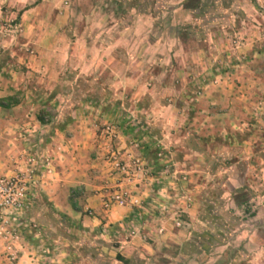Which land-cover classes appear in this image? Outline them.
Returning <instances> with one entry per match:
<instances>
[{"label":"rangeland","instance_id":"rangeland-1","mask_svg":"<svg viewBox=\"0 0 264 264\" xmlns=\"http://www.w3.org/2000/svg\"><path fill=\"white\" fill-rule=\"evenodd\" d=\"M124 1L126 5L118 4L114 0H0V99L11 94L9 96H13L17 101L8 108L0 106V161L3 162L4 168L0 170V177L15 174L24 176L27 173L30 175L26 207L21 209L7 207L1 211L0 264H19L24 254L23 250L27 253L29 264H124L115 259L116 253L120 254L123 250L119 247L120 236L124 240H129L135 235H141L144 242L153 241L148 250L130 255L128 264H225L224 259L229 257V252L236 254V250L242 247L241 241L245 239V234H241L236 229L237 216L225 215L231 219L227 228L220 222H217L218 225L212 224L215 228L212 230L214 233L212 236L211 229L202 226L206 223L211 225L212 220L208 218L211 217V213L208 209H204L206 222L194 225L190 239L185 241L186 243L169 245L160 239L153 240L152 236L149 238L150 232H141V226L150 224L147 221L149 217L163 223L156 228L157 234L160 235L164 232L166 227L164 224L169 219L177 228L186 227L182 207L189 206L193 202L195 196L193 193L197 187L186 172L170 167L169 162L161 164L163 174L172 175L168 179H164L163 174L154 172L152 162H148L142 154L135 152L142 147V142L137 139H127L126 147L132 148L129 150L132 154L144 159L151 174L131 182L118 180V184L130 192L131 198L137 199L121 206L127 207L134 213L127 219L126 225L119 228L102 227L101 224L84 225L82 217L88 219L95 213L90 207L84 208L83 203L76 205L77 210L81 211L80 214L57 210L49 204L45 213L30 212L34 202V188L38 183L37 178L43 174H52L54 170L51 149L49 150L46 145L52 140L55 128L73 126L71 116L73 110L77 108L86 110L87 112L83 113L90 116L91 111L94 110L85 109L84 105L87 102L91 106L103 105L104 100L113 103L118 101L123 106L126 103L138 105L132 93L127 94L126 97L124 93L119 98L115 94L117 90L112 85L115 71L103 69L80 71L79 67L70 66L64 68L60 75H56L57 71H55L57 63L62 58L55 53L56 44L63 49L70 48L73 42L71 38L76 36L75 32L83 36L82 41L75 44L78 48L86 44L87 39L96 37V44L108 40L100 34L105 23L114 24L115 28H112V32L115 33L122 24L118 16H122L123 21H127L126 12L130 10V4L143 0ZM173 1L174 7L185 3L193 8L191 12L188 11L189 18L179 21V26H174L171 30L178 31L179 34L184 32L189 37L188 43L193 44L194 39L200 37L202 32H208L209 24L214 22L223 29L226 46L223 50L218 48V53L210 55L212 60L209 66L212 72L203 76L197 71L191 73L190 80L193 85L190 86L191 91L188 93L196 98L201 97L207 85L218 87L220 82L222 84L224 81L235 79V69L240 70L246 63L260 67L254 72L251 68V73L257 76V79L264 80V0ZM169 10V8L165 9L162 15L157 10L160 15L158 14L159 17L154 21L152 28L157 29L160 48L163 47V43L169 45L166 43L170 30L167 13ZM196 42L200 43L198 40ZM79 56L77 57L84 59L85 55ZM95 56V60L99 61L101 55ZM29 61L34 68L27 69L25 62ZM63 61L68 62V58H64ZM241 71H245L244 68ZM172 79L171 88L183 87L180 78ZM149 80L152 83L146 84V87L154 86L156 90V85H153L155 82L151 78H148L146 83ZM251 95L253 97L251 110L255 113L252 121L259 125L258 131L263 135L264 132L260 129L263 125L260 124V120H264V87L253 88ZM172 96L175 100L170 101L171 104L180 110L185 102L180 101V96ZM166 102L170 103L169 100ZM140 103L142 105H138L139 107L154 109L159 102L152 95L145 94L139 99ZM37 116H41L45 122L41 123ZM105 122L114 124L120 135L118 124L103 117H93L90 126L97 134H101L100 129ZM39 125L42 127L41 131L38 130ZM11 130L16 137L13 151H9ZM132 140L138 141V147L131 146ZM261 142L264 148V136ZM157 151L162 152L160 157L156 156L157 159H166L169 146L164 148L160 144L157 146ZM220 162L226 167V170L222 169L223 174L231 172L229 169L232 168H235L237 173H244V164L240 163L236 166V163H230L229 159L227 163L225 159ZM230 164L232 168L229 167ZM111 173L119 176L112 171ZM148 178L153 179L149 186H153L152 183L157 185V191L138 195L132 187L137 188L139 184L148 181L146 180ZM170 180L172 183L169 182ZM214 189L216 188H212ZM79 194L78 192L75 195L80 201L82 195ZM104 195L101 196V205ZM113 206L119 205L113 204L111 207ZM72 209L76 211L75 208ZM153 225L149 226L153 228ZM33 234L36 237L31 239ZM238 235L239 238H236ZM20 264H28V262L23 260ZM228 264H236V262L229 259Z\"/></svg>","mask_w":264,"mask_h":264},{"label":"crops","instance_id":"crops-1","mask_svg":"<svg viewBox=\"0 0 264 264\" xmlns=\"http://www.w3.org/2000/svg\"><path fill=\"white\" fill-rule=\"evenodd\" d=\"M115 1L126 5L124 0ZM142 2L135 1L130 4V10L126 12L127 21L118 16L122 24L115 33L112 32L115 25L105 23L100 34L108 40L100 44L95 43V37L87 39L83 46L75 47V44L83 39V36L76 34L77 32L74 33L76 36L71 38L73 42L70 48L63 49L56 44L55 53L63 60L68 58V62L65 63L60 57L55 71L56 75H60L67 66L79 67L80 71L94 69L115 71L112 85L117 90L115 94L118 98L124 93L125 97L132 93L134 101H138V105L141 106L139 99L145 94H150L159 102L155 106L157 108H143L131 103L123 106L118 101L113 103L104 100L103 105L91 106L88 102L84 105L85 109L94 110L91 111L93 116L83 113L87 112L86 110L79 108L73 110L71 113L73 126L55 128L52 140L46 145L51 149L54 170L52 174H43L37 178L30 212L45 213L49 204L57 210L80 214L81 211L77 210L76 205L83 203L84 208L90 207L95 213L88 219L82 217V223L86 226L101 224L102 227L119 228L127 224V219L134 214L127 207L113 206L104 210L101 205V196L111 188L113 190L119 180L104 161L106 143L103 137L90 126L93 117H103L118 124L121 150H132L126 147V141L137 139L142 142V147L135 152L142 154L148 162H152L154 172L163 174L161 164L169 162L170 167L186 172L189 179L196 183L193 202L182 207L186 227L177 228L169 219L164 224L166 226L164 232L160 235L157 234L156 228L163 223L149 217L147 219L149 225H153L152 223L155 225L151 228L144 224L141 226L142 233L147 231L150 232L149 238L153 237V240L160 239L169 245H179L190 239L195 224L201 225L202 222H206L204 209L210 210L211 217L208 218L212 221L211 225L206 223L207 225L202 226L211 229V232L215 229L212 224L218 225L220 222L226 228L228 224L230 225L231 219L225 217L226 214L237 216L236 229L245 234V239L241 241L242 247L236 250V254L229 252V257L224 259L225 264H228L229 259L236 264H264V148L261 142L264 134L261 135L262 132L258 131L259 125L253 123L255 113L251 110L253 101L251 90L264 87V80L257 79V76L251 73V68L254 72L260 67L246 63L241 67L245 71L235 69V79L224 81L222 84L220 82L218 87L207 85L201 97H193L188 93L191 91L190 86L193 85L190 80L191 73L197 71L203 76L212 72L209 66L212 60L210 55L218 53V48H222L221 50L226 48L223 29L213 22L209 24L208 32H202L200 37L194 39L193 44H189L187 41L189 37L184 32L179 34L178 31L171 29L174 26L178 27L179 21L189 18L188 11L191 12L193 7L185 3L174 7L173 0ZM167 8L170 9L167 12L170 30L166 39L169 45L163 43V47L160 48L157 29L152 28L154 21ZM157 10L161 13L159 14ZM78 54L85 55L84 59H80ZM95 55H101L99 61L95 60ZM25 66L27 69L34 68L30 61L25 62ZM148 78L155 82L153 85H156V90L154 86L146 87V84L152 83L151 80L146 83ZM172 78H180L183 87L171 88ZM154 93L156 95H153ZM170 94L180 96V101L185 102V105L182 103L184 106L180 110L171 104L170 101L175 99ZM165 97L169 98L167 99L169 104ZM260 122L263 125L260 129L264 132V120L261 119ZM38 128L41 131L40 125ZM11 134L9 151L15 149L16 137L12 130ZM160 144L164 148L169 146L166 159L156 158L155 153ZM222 159H225L226 163L229 159L230 163L234 162L236 166L244 164V173H237L231 164L229 165L232 168L229 169L231 172L221 173L226 170V167L221 165ZM0 170H4L1 161ZM165 175H162L164 179L172 176L168 173ZM146 180L148 181L139 184L137 188L132 187L138 195L157 191V185L152 183L153 186H149L153 179ZM169 182L172 183L171 180ZM74 192L82 195L81 202ZM211 235L214 236V233ZM35 237L33 234L31 239ZM119 242V247L123 249L120 254L128 258L141 250H148L153 241L144 242L141 235H135L129 240H124L120 236ZM23 253L19 264L23 260L29 264L25 250Z\"/></svg>","mask_w":264,"mask_h":264},{"label":"built area","instance_id":"built-area-1","mask_svg":"<svg viewBox=\"0 0 264 264\" xmlns=\"http://www.w3.org/2000/svg\"><path fill=\"white\" fill-rule=\"evenodd\" d=\"M100 132L106 143V152L103 156L104 161L108 164L112 172L119 175V180L131 182L151 174L148 164L142 157L132 154L129 150H121L119 148L120 136L114 124L108 122L103 123ZM130 144L132 147H138L137 140L130 141ZM161 154V151H157L156 156L160 157ZM29 180V173L24 176L15 174L0 177V219L2 209L7 207L16 209L26 207L25 202L28 196L27 184H29ZM132 198L130 192L122 187L121 184H118L116 188L104 195L102 206L104 210H108L113 204L123 206L128 202L137 201L136 198Z\"/></svg>","mask_w":264,"mask_h":264},{"label":"trees","instance_id":"trees-1","mask_svg":"<svg viewBox=\"0 0 264 264\" xmlns=\"http://www.w3.org/2000/svg\"><path fill=\"white\" fill-rule=\"evenodd\" d=\"M16 103L17 101L13 96H7V97H3L0 99V106L5 107V108H8ZM37 118L41 123L45 122L41 116H37ZM115 259L124 264H128L130 262V259L124 257L123 255L119 253H116Z\"/></svg>","mask_w":264,"mask_h":264}]
</instances>
